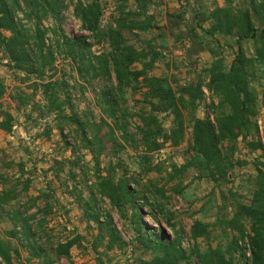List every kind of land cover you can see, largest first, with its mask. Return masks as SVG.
Instances as JSON below:
<instances>
[{"label": "trees", "instance_id": "1", "mask_svg": "<svg viewBox=\"0 0 264 264\" xmlns=\"http://www.w3.org/2000/svg\"><path fill=\"white\" fill-rule=\"evenodd\" d=\"M114 1L121 2L118 16L106 27L102 26L103 0H78L75 3L74 16L81 22L82 29L91 37H96L97 46L106 45L108 48L107 52L95 55L81 52V44L63 34L61 23L62 12L68 8L66 0H0V56L8 60V67L26 74V80H31L33 76L40 80L41 85L37 83L36 89L40 87L45 106H38V110L47 115L55 113L62 122L67 120L76 128L81 139L74 149L86 150L96 158L92 198L85 207L88 220L94 221L98 228L109 234L111 241L108 248L111 250L122 239L116 229L111 227L110 215L101 212L102 199H108L112 209L118 210L124 218H127V210L131 209L128 221L133 233L137 235L139 247L150 252L151 256L150 260H141L139 264H194V261L199 264H245L246 260H250L251 264H264V161L258 166L257 176L252 181L254 189L250 205L237 203L230 195L237 204L234 207L235 214L230 218L228 199L223 196V206L218 209L220 217L215 224L194 223L192 238L195 245L189 249L183 246L184 238L175 222L167 219L174 235L171 241H167L163 231L156 233L146 227L141 210L143 206L149 207L150 218L159 224L157 215L162 214L161 207L150 202L147 197L150 191L141 187L142 179L161 170L160 166H153L152 156L167 144L174 148L184 144L187 129L191 131L190 160L181 166L173 164L165 178L167 184L175 182L171 188L175 194L183 195V179L191 171L196 173L195 178L199 181L224 180L235 168L233 160L239 139L248 145L251 152L261 151L264 158V144L257 139L260 136V102L264 103V0H243L238 5L229 0L226 6H216L211 13L198 12L197 16L210 22L203 37L197 36L194 27L189 32L181 33L180 37H175L171 31V37L176 41L185 38V43H192L193 48L187 51L190 58L193 52L201 51L209 53L213 59L202 69L196 81L188 84H182L175 76H153L157 62L163 58L161 48L167 49L169 38L159 32L158 38L162 43L158 46L145 36L155 27V16L150 12L162 2L132 0L135 9L131 10L127 6L129 0ZM19 14L23 15L26 24H23ZM183 15L167 13L166 17L171 26H179L185 17ZM49 19H53L57 27L54 34H60L56 51L71 62L79 79L89 84L97 79L105 80V86L95 94L96 105L103 117L97 123L90 121L88 115L80 117L73 111L70 116H63L65 106H71L72 96L66 79L60 77L53 81L57 75L54 49L45 44V36L52 31L41 28L42 23ZM207 36L233 39L236 51L230 65L220 44L216 42L215 49L210 44L205 47L204 38ZM137 41L142 45L141 51L133 44ZM82 43L84 50L92 47L84 41ZM246 44L252 45V51L245 49ZM3 57L0 58V65ZM196 64L197 61L190 66L195 69ZM137 65L141 66L138 70L134 69ZM47 71L52 74L46 75ZM112 75L115 82L111 80ZM5 88L0 77V101L5 95ZM131 91L134 94L143 92L142 100L134 102V106L139 107L135 113L126 106ZM206 92L209 103H206ZM16 101L26 105L22 96ZM202 104L211 116H198ZM134 119L137 120L135 132L130 133L129 128L134 124ZM13 121L11 116L6 115L0 122V132L10 134ZM166 121H170L169 128L164 126ZM104 129H108L114 158H119L126 148L136 153V178L129 176L123 162H111L105 171L100 169L96 156L105 149L104 139L100 137ZM117 133H121V138ZM116 139H122L123 143L122 140L117 143ZM55 164L56 176H59L65 162ZM20 166L24 174L23 165ZM4 182L10 183L7 180ZM31 184L29 179L17 181V184L9 187L4 185L0 191V224L5 219L13 225L12 230L6 232L8 239L0 233V264H18L15 256L20 255L22 248L33 258H38L39 264L54 262L49 256V246L42 242L50 208H38L36 213L30 214L40 197L30 198L24 205L18 202L28 193ZM45 192L44 196H51ZM157 193L162 197L165 195L163 190H157ZM40 214L42 217L38 219ZM101 218H104L103 222ZM215 228L221 230L226 244L216 248L208 244L209 247L203 251L198 239H210ZM232 234L234 236L230 239ZM104 239L103 233L98 235L95 246L102 245ZM246 239L249 240L250 259L246 258L242 247ZM78 240L57 244L54 256L71 260L70 250L77 245Z\"/></svg>", "mask_w": 264, "mask_h": 264}, {"label": "rangeland", "instance_id": "2", "mask_svg": "<svg viewBox=\"0 0 264 264\" xmlns=\"http://www.w3.org/2000/svg\"><path fill=\"white\" fill-rule=\"evenodd\" d=\"M78 0H66L68 8L62 12L63 34L67 37L78 41L81 44L79 47L81 52L93 53L99 55L107 52L106 45L97 46L96 37H91L90 34L84 31L81 27V22L74 16L75 3ZM88 1V0H83ZM124 1V0H121ZM127 1V0H126ZM180 0H160L161 5L155 6L150 14L155 16V27L149 34L145 36L147 40H154L156 45H160L162 41L158 38L159 32H163L169 38L167 49H162V59L157 62L153 76L161 77L175 76L182 84L196 81L198 75L204 67L212 62V56L206 52H193L190 58L187 51L193 48L192 43H185V38L175 40L171 37V31L175 37H180L181 33L190 31V28H196L197 36L203 37L204 30H208L210 22L204 21L201 17L197 16L198 12L211 13L216 6L224 7L229 0H190L189 3ZM235 5L241 4L243 0H233ZM121 2L114 0H103L104 14L102 18V26L106 27L111 23L114 17H117L118 7ZM129 9H135L132 0L127 1ZM184 14L181 24L179 26H171L166 14ZM186 13V14H185ZM183 15V16H184ZM19 18L23 19V15L19 14ZM27 26H30L29 24ZM41 28L50 29L52 32L45 36V44L47 47L54 49L55 69L57 78L66 79L70 95L72 96L71 106H65L64 115L70 116L72 111L74 114L84 117L87 116L92 122H99L102 117L98 106L96 105V95L98 91L105 86V80L97 79L92 83L82 81L79 79L77 73L73 70L71 62L64 58V55L56 51V45L59 41L60 34H54L57 29L53 19L42 23ZM132 39V35L129 36ZM180 40V41H179ZM204 44H210L215 49L217 44H220V49L225 52V57L228 65L234 59V51L236 47L233 39L216 36L215 38H204ZM82 41L87 46L92 45L89 50H84ZM133 41V40H132ZM133 43V42H132ZM138 51L142 50V45L139 41L133 43ZM245 49L252 51V45L246 44ZM251 54V52H250ZM3 55L0 56L2 58ZM197 61L196 68L190 66L192 62ZM8 60L3 57L0 65V77L5 84V95L0 101V122L4 120L6 115L13 118V130L10 134L3 131L0 132V191L4 185L11 186L17 184V181H24L29 179L32 184L27 194L18 200L21 205H24L30 198L40 197L30 214L36 213L37 209L46 210L50 208V214L46 217L47 227L45 238L42 242L49 246V256L53 258L52 264H139L141 260H150V252H146L139 247L136 240L137 235L133 233L131 223L128 217H131L132 210H127V218H124L118 210L112 209L108 199L103 198L101 203V212L104 215H110L111 227L116 229L118 235L121 237L122 242L114 245L113 249L108 248V243L111 237L104 230L98 228L94 221L87 218L85 207L91 200L92 187L95 183L96 175V161L95 157L86 150H75L78 147L81 139L76 132V128L68 123L67 120L63 121L61 118L53 113L50 115L45 114L43 111L38 110V106H45L43 95L40 87L36 89V84L41 85L40 80L31 78L26 80V74L17 72L8 67ZM169 64V65H168ZM175 67H177L175 69ZM141 66L137 65L134 69H140ZM193 68V69H192ZM192 69V70H191ZM191 72V73H189ZM52 72L47 71L46 75H51ZM115 82L114 76L111 78ZM142 93L134 94L129 92L126 106L134 113L139 110V107L134 106V102L142 100ZM207 100L209 103V95ZM22 96L26 100V105L17 103L16 98ZM198 116L205 118L211 116L202 104ZM164 118V117H162ZM137 120L134 119V124L129 128L130 133L135 132V124ZM111 125V120L108 121ZM258 123L260 126V136L257 138L264 144V103L260 102V114L258 116ZM166 128L170 127V121L164 122ZM62 127V129H60ZM48 132V133H47ZM121 138V133H117ZM104 139L105 149L98 154V163L100 169L105 171L110 163L123 162L124 166L128 168V174L136 178L137 173L136 162L138 161L136 153L126 148L119 158L113 156V145L109 140L108 129H104L100 134ZM137 139H140L138 137ZM119 140L116 139L118 143ZM68 145H67V144ZM123 143V140H122ZM191 131L187 129L185 142L178 148L172 147L167 144L163 150L155 153L153 158V166L161 167V172L155 171L149 176L142 179V188H147L150 193L147 197L150 202L155 203L161 207L162 214L157 215L159 224L155 223L149 216L151 209L147 206L141 207L143 213V221L149 230L156 233L164 232L165 239L171 241L174 237L171 229L167 224V219H171L177 224V229L181 232L184 238L183 246L186 249L193 247L195 241L192 238V227L195 222L199 221L204 224H215L220 217L218 209L223 206V196L228 199V215L233 217L235 214L234 207L237 203L242 205H250L253 199L254 182L257 176L258 166L264 161L261 151L253 153L248 148V145L239 139L237 151L234 156L235 168H233L227 175L226 180L199 181L195 178L194 171L189 172L183 179L182 187L185 188L183 195L175 194L171 190L175 182L171 184L166 183V176L170 171L171 166H181L187 163L191 157L190 144ZM56 162H65V166L59 176H56ZM23 165L24 174L21 172ZM9 181L6 183L4 181ZM21 186H19L20 188ZM140 190V189H139ZM157 190H163L164 197L157 193ZM51 196H44L46 192ZM230 195L236 200L234 202ZM141 203V202H139ZM233 205V207H232ZM42 217L41 214L38 219ZM37 219V220H38ZM104 218H101V222ZM36 223V221H35ZM13 225L7 220H3L0 224L1 235L8 239L6 232L12 230ZM35 231V230H34ZM104 234V241L102 245L95 246V239L98 235ZM221 230L215 228L210 239L200 237L198 244L204 251L211 244L214 248L222 244H226L225 236L221 235ZM49 236V239L47 237ZM234 234L230 235L232 239ZM78 237L80 240H78ZM78 240L71 250V260L65 257H55L54 251L56 245L59 243L65 244L68 241ZM49 243H46V242ZM248 241L242 244L245 251L246 258L250 259V248ZM31 259V260H30ZM16 263L18 264H39L38 258H33L32 255L25 249L20 250V255L15 256ZM194 264H199L194 261ZM245 264H251L250 260H246Z\"/></svg>", "mask_w": 264, "mask_h": 264}]
</instances>
